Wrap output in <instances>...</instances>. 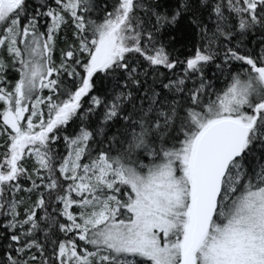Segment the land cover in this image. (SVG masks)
<instances>
[{
  "label": "snow or ice",
  "instance_id": "obj_1",
  "mask_svg": "<svg viewBox=\"0 0 264 264\" xmlns=\"http://www.w3.org/2000/svg\"><path fill=\"white\" fill-rule=\"evenodd\" d=\"M0 264H264V0H0Z\"/></svg>",
  "mask_w": 264,
  "mask_h": 264
},
{
  "label": "trees",
  "instance_id": "obj_2",
  "mask_svg": "<svg viewBox=\"0 0 264 264\" xmlns=\"http://www.w3.org/2000/svg\"><path fill=\"white\" fill-rule=\"evenodd\" d=\"M177 47H180V45L178 44Z\"/></svg>",
  "mask_w": 264,
  "mask_h": 264
}]
</instances>
